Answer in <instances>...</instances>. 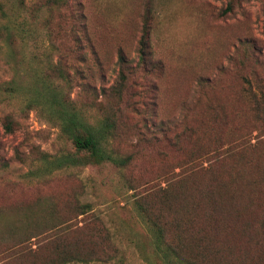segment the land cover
Segmentation results:
<instances>
[{
  "label": "rangeland",
  "instance_id": "1",
  "mask_svg": "<svg viewBox=\"0 0 264 264\" xmlns=\"http://www.w3.org/2000/svg\"><path fill=\"white\" fill-rule=\"evenodd\" d=\"M27 1L31 9L47 0ZM66 1L43 15L54 27L68 14L66 25L77 24L82 40L45 39L41 51L67 53L72 96L91 117L99 102L116 110L119 125L107 145L134 158L125 168L57 170L43 158L74 149L59 125L38 109L23 114L16 100L0 102V264H60L48 241L65 233L81 249H120L127 264H146L128 240L130 231L147 240L132 211L135 197L152 202L172 186L194 202L200 188L218 184L227 210L218 230L225 264H258L246 252L252 235L264 238V187L256 183L264 113L255 111L264 108V0ZM11 76L0 57V80ZM8 114L12 132L4 127ZM80 204L89 211L80 214ZM47 224L61 228L21 244Z\"/></svg>",
  "mask_w": 264,
  "mask_h": 264
},
{
  "label": "trees",
  "instance_id": "2",
  "mask_svg": "<svg viewBox=\"0 0 264 264\" xmlns=\"http://www.w3.org/2000/svg\"><path fill=\"white\" fill-rule=\"evenodd\" d=\"M67 5L66 0H47L29 9L27 0L0 1V57L12 70L9 79L0 80V102L16 100L23 114L38 109L59 125L74 149L58 157H44L53 168L59 170L107 163L125 168L133 161V154H120L107 145L118 128L119 113L113 108L105 109L99 102L96 105L99 114L91 117L86 110L88 107L81 106L78 99L72 96V90L68 89L72 80L64 64L67 53L58 52V58H55L57 50L54 53L41 51L45 39L51 44L54 39L60 42L64 38L81 42L82 33L78 25H66L70 17L68 14L63 15L61 22L54 27L49 26L48 17L43 15ZM147 39L148 34H144L140 48L143 60L147 54ZM58 47L57 44L56 49ZM120 59L123 61V55ZM115 93L121 95V91ZM108 94L103 91V96ZM263 109L258 105L256 114L260 116L264 113ZM4 127L8 132L15 129L9 114L5 116ZM259 168L260 179L256 183L264 187V162ZM43 171L53 172L48 171L47 166ZM220 186L218 184L210 190L200 188L199 198L194 202H190L189 196L180 197L172 186L161 188L160 195L152 202L147 199L150 195L135 197L132 211L144 227L147 240L143 241L133 231L129 232L128 240L146 264H225L222 249L218 246V230L227 213L221 199L225 191ZM79 208L80 214H84L89 211L90 204H80ZM60 228L59 224L51 227L47 224L40 232H28L21 244ZM57 236L48 242L55 246V259L60 264H127L120 249H81L83 245H71L66 241V233ZM0 238L6 239L2 234ZM7 239L19 238L14 235ZM254 244L258 250L252 246ZM263 247L264 238L252 235L246 256L247 253L252 254L254 262L260 264Z\"/></svg>",
  "mask_w": 264,
  "mask_h": 264
}]
</instances>
